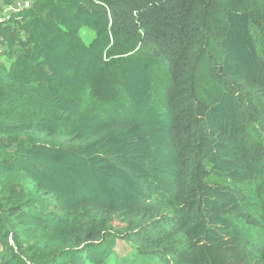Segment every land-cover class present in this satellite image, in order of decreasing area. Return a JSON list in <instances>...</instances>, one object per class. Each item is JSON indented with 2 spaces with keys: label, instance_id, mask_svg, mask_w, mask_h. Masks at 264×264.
I'll list each match as a JSON object with an SVG mask.
<instances>
[{
  "label": "trees",
  "instance_id": "16d2710c",
  "mask_svg": "<svg viewBox=\"0 0 264 264\" xmlns=\"http://www.w3.org/2000/svg\"><path fill=\"white\" fill-rule=\"evenodd\" d=\"M24 1L0 264H264V0Z\"/></svg>",
  "mask_w": 264,
  "mask_h": 264
},
{
  "label": "built area",
  "instance_id": "2783aa9c",
  "mask_svg": "<svg viewBox=\"0 0 264 264\" xmlns=\"http://www.w3.org/2000/svg\"><path fill=\"white\" fill-rule=\"evenodd\" d=\"M30 1L16 2L15 4L5 6L0 13V23L9 22L12 18V15L20 14L24 10L30 7Z\"/></svg>",
  "mask_w": 264,
  "mask_h": 264
},
{
  "label": "rangeland",
  "instance_id": "374dc122",
  "mask_svg": "<svg viewBox=\"0 0 264 264\" xmlns=\"http://www.w3.org/2000/svg\"><path fill=\"white\" fill-rule=\"evenodd\" d=\"M119 251H120V252H122V251H123V248H122V247H120V248H119ZM144 254H145V252H144V253H143L141 256H144ZM150 259H151V258H150ZM151 264H154V262H153V260H152V259H151Z\"/></svg>",
  "mask_w": 264,
  "mask_h": 264
}]
</instances>
